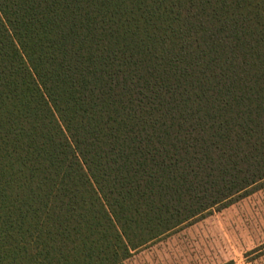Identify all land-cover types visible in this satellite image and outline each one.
<instances>
[{
    "label": "trees",
    "instance_id": "1",
    "mask_svg": "<svg viewBox=\"0 0 264 264\" xmlns=\"http://www.w3.org/2000/svg\"><path fill=\"white\" fill-rule=\"evenodd\" d=\"M264 187V0H0V264H124Z\"/></svg>",
    "mask_w": 264,
    "mask_h": 264
},
{
    "label": "rangeland",
    "instance_id": "2",
    "mask_svg": "<svg viewBox=\"0 0 264 264\" xmlns=\"http://www.w3.org/2000/svg\"><path fill=\"white\" fill-rule=\"evenodd\" d=\"M124 264H264V187L180 228Z\"/></svg>",
    "mask_w": 264,
    "mask_h": 264
}]
</instances>
